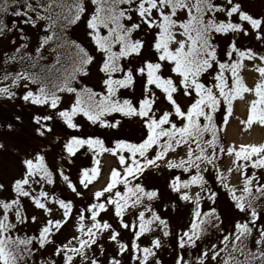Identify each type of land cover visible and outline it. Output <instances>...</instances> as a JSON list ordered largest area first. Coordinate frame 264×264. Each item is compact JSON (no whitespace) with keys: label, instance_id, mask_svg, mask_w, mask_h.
Wrapping results in <instances>:
<instances>
[{"label":"rangeland","instance_id":"1","mask_svg":"<svg viewBox=\"0 0 264 264\" xmlns=\"http://www.w3.org/2000/svg\"><path fill=\"white\" fill-rule=\"evenodd\" d=\"M238 1L256 14L248 26L260 36L253 35L259 52L231 51L239 59L242 82L221 119L226 151L219 180L229 176L234 189L246 183L236 149L249 146L255 161L264 157V112L251 111L264 92V0H215L217 19L229 21L235 33L247 21ZM181 2L184 22L190 19L185 2L193 7L194 0ZM154 10L134 0L129 12L110 24L90 7L79 16L74 33L90 54L79 81L89 91L87 99L67 95L58 104L43 103L33 99L35 87L27 82L0 90V96H12L0 97L6 144L0 150V189L21 186L18 198L8 197L7 209L0 202V238L37 240L32 264H186L179 260L183 250L176 249L183 237L173 225L182 219L183 226L190 224L187 217L193 220L202 189L177 190L175 179L185 175L182 162L209 136L200 123L199 133H190L188 122L193 110L216 96L226 62L199 77L185 73L180 64L193 39L180 29L164 28ZM72 136L76 147L68 145ZM97 138L104 143L100 150ZM149 253L152 257L142 261ZM203 257L195 264H215ZM0 264H15L1 248Z\"/></svg>","mask_w":264,"mask_h":264},{"label":"trees","instance_id":"2","mask_svg":"<svg viewBox=\"0 0 264 264\" xmlns=\"http://www.w3.org/2000/svg\"><path fill=\"white\" fill-rule=\"evenodd\" d=\"M133 1L0 0V90L27 82L35 87L32 91L33 99L43 103L58 104L67 95H73L79 100L87 99L89 91L80 88L79 81L89 68L90 54L74 33L79 16L90 7L91 14L107 17L110 24V21L116 22L121 18L119 14L128 13ZM197 1L200 19H194L190 12V20L194 25H190V21L181 25L177 18V0H158L159 5L167 10V15L162 16L170 25L163 27L180 25L196 42L189 59L182 64L185 71L191 69L199 77L198 74L215 64L226 62L214 88L216 96L210 99L211 106V102L203 101L201 107L206 112L199 108L193 110L194 115L188 122L191 132L198 131L200 123L203 131L209 133L213 151L210 161L218 162L223 151L222 122L219 115L222 114V109L224 112L227 110L236 92V78L240 68L231 51L234 48L236 52L240 44L236 40L231 45L235 36L229 21L217 20V13L210 20L209 14L215 10L211 6L213 0ZM122 37L131 40L127 35ZM240 41L246 40L241 38ZM0 97L6 101L12 96ZM261 101L264 107V94ZM4 147L6 144L0 132V150ZM246 159V164H249L251 159L249 156ZM191 164L195 163L189 161L183 165V172L187 176L178 179L175 189L194 180L202 183L205 193L201 206L195 210L193 220L187 217L186 221L190 224L183 226L182 219L173 225V232L183 237L176 248L183 250L179 255L180 262L195 264L194 260L202 261L201 256L204 255L203 260L212 259L215 264H264V209H261L264 206V162L255 172L254 164L247 165L246 175L251 180L241 194L245 197L240 204L222 196L226 189L216 183L214 175L217 170L196 171L190 167ZM50 168H53L52 165ZM53 173L57 175L56 172ZM51 175L52 172L48 174ZM8 189L11 191L0 189V202L6 209L9 196L21 195V186L17 183ZM4 219L5 217L2 221ZM6 229L13 232L11 225H7ZM168 229V224L162 228L163 235L167 234ZM39 244L37 240L31 244L22 238H0V248L15 264H32L35 246ZM143 245L147 251L148 246Z\"/></svg>","mask_w":264,"mask_h":264}]
</instances>
